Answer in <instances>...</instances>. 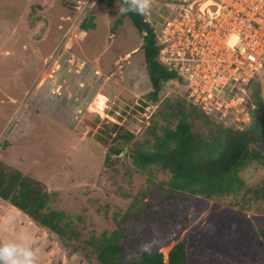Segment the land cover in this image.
Here are the masks:
<instances>
[{
  "label": "rangeland",
  "instance_id": "1",
  "mask_svg": "<svg viewBox=\"0 0 264 264\" xmlns=\"http://www.w3.org/2000/svg\"><path fill=\"white\" fill-rule=\"evenodd\" d=\"M87 1L0 0V161L23 167L52 192L49 209L63 212L69 228L61 239L29 218L20 221L24 215L0 200V241L27 238L31 247L39 249L37 264H99L90 242L117 229L130 207L139 208L136 201L162 200L169 175L153 168L136 169L128 154L134 142L152 144L153 127L161 134L163 101L185 95L192 104L178 76L163 83L160 95L153 98L141 49L145 32L131 24L117 1ZM85 2L89 7L83 21L93 27L75 29L71 51L88 69L82 71V79L68 77L69 85H74L72 99L84 100L73 103L64 90L62 98L51 94L55 84L44 79L43 72L46 61L75 27L80 13L76 7ZM160 5L148 10L155 34L162 21L157 15L170 13ZM94 70L100 72L99 79ZM100 94L107 101L98 112L91 103ZM257 97L264 104V66L249 84L246 100L231 106L233 112L214 107L218 111L212 116L214 122L240 130L262 123L264 110L252 116ZM194 120H189L192 130L208 132L209 127ZM113 125L133 139L113 142ZM109 147L123 150L105 165ZM255 147L264 156V134ZM238 176L243 188L254 187L264 179V164L253 162ZM184 204L187 264H264V242L257 227L264 218V202L244 196L242 189L211 199L189 196ZM173 244L161 249L165 261Z\"/></svg>",
  "mask_w": 264,
  "mask_h": 264
},
{
  "label": "trees",
  "instance_id": "2",
  "mask_svg": "<svg viewBox=\"0 0 264 264\" xmlns=\"http://www.w3.org/2000/svg\"><path fill=\"white\" fill-rule=\"evenodd\" d=\"M115 1L125 8L130 2ZM124 15L139 32H145L141 49L152 87L151 96L157 98L163 83L175 81L176 75L168 72L158 61L155 31L144 22L147 13L140 15L127 11ZM79 26L86 31L93 24L84 20ZM177 82L183 86L182 79ZM184 96L174 102H162L164 111L159 114L165 125L160 127L161 134H157L153 127L149 131L152 144L149 145L148 141L142 144L134 142V148L128 154L136 169L146 171L153 168L169 175L162 200L136 201L135 207L139 208L130 207L120 218L117 229L103 233L100 239H93L90 244L94 247L97 263L187 264L186 237L183 234L188 226V218L184 214L187 197L211 199L236 194L243 189L244 196L264 202V179L254 187L243 188L238 176L242 168L253 162L264 164V156L255 147L263 137L264 120L259 124L253 122L243 130L216 124L212 116L187 103ZM254 102L256 108L252 116L264 110L261 99L257 97ZM191 119L209 127L208 132L192 130ZM171 123L173 128L168 126ZM112 127L115 131L113 142L128 143L133 139L131 133H122L121 127ZM122 150L109 147L104 164L110 165V156H117ZM53 196L38 180L0 161V200L62 239L69 228L62 220L65 217L63 212L49 209ZM257 227L264 242V218ZM173 242L165 261L161 249Z\"/></svg>",
  "mask_w": 264,
  "mask_h": 264
},
{
  "label": "built area",
  "instance_id": "3",
  "mask_svg": "<svg viewBox=\"0 0 264 264\" xmlns=\"http://www.w3.org/2000/svg\"><path fill=\"white\" fill-rule=\"evenodd\" d=\"M149 5V10L160 5L170 11L168 16L157 15L162 19L155 34L159 63L184 80L187 97L204 114L216 115L214 107L233 112L231 106L246 100L249 84L264 66V0H149ZM88 7L86 2L76 7L80 13L75 27L46 61L43 72L44 79L55 84L51 94L67 95L73 103L84 100L72 99L74 85H69L68 77L82 79L88 67L72 53V41ZM148 12L144 22L152 26ZM93 74L101 77L98 70Z\"/></svg>",
  "mask_w": 264,
  "mask_h": 264
},
{
  "label": "clouds",
  "instance_id": "4",
  "mask_svg": "<svg viewBox=\"0 0 264 264\" xmlns=\"http://www.w3.org/2000/svg\"><path fill=\"white\" fill-rule=\"evenodd\" d=\"M149 7V0H130L126 8H121V12L132 11L144 15ZM38 251L27 243V238L0 241V264H37Z\"/></svg>",
  "mask_w": 264,
  "mask_h": 264
},
{
  "label": "bare ground",
  "instance_id": "5",
  "mask_svg": "<svg viewBox=\"0 0 264 264\" xmlns=\"http://www.w3.org/2000/svg\"><path fill=\"white\" fill-rule=\"evenodd\" d=\"M106 98L103 95H97L93 102L91 103L92 106H94V109L99 111H103V109L105 108V102H106ZM90 110V109H89Z\"/></svg>",
  "mask_w": 264,
  "mask_h": 264
},
{
  "label": "crops",
  "instance_id": "6",
  "mask_svg": "<svg viewBox=\"0 0 264 264\" xmlns=\"http://www.w3.org/2000/svg\"><path fill=\"white\" fill-rule=\"evenodd\" d=\"M9 146V145H8ZM11 146H9V148H10ZM10 155V157H9V159L11 158V157H13L12 155H11V153H9ZM14 158L16 159V157L14 156ZM3 162V161H2ZM3 163H5V162H3ZM6 165H8V166H10V167H13V168H15V169H18L19 171H21L22 172V174L23 175H26V176H28L29 175V173H27V172H24V170L22 169L23 167H21V166H18V165H15V163H5ZM30 177V176H29ZM34 179V178H33ZM13 207V206H12ZM14 208V207H13ZM16 209V208H15ZM17 210V209H16ZM23 214V213H22ZM24 215V217H20L19 219H20V221H24V219H27V218H29L28 216H26L25 214H23ZM24 218V219H23ZM30 219V218H29Z\"/></svg>",
  "mask_w": 264,
  "mask_h": 264
}]
</instances>
